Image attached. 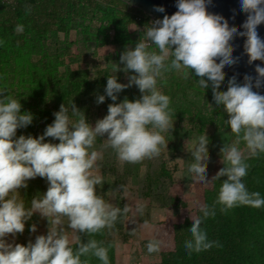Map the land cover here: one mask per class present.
Listing matches in <instances>:
<instances>
[{
  "label": "clouds",
  "instance_id": "clouds-1",
  "mask_svg": "<svg viewBox=\"0 0 264 264\" xmlns=\"http://www.w3.org/2000/svg\"><path fill=\"white\" fill-rule=\"evenodd\" d=\"M210 2L178 0L175 14L146 26L134 49L126 48L120 56L125 66L122 70L135 74L128 77V84L119 83L116 75L108 76L106 96L98 95L97 103L103 104L106 97L114 103L94 126L71 102L61 104L53 114V123L39 138L17 136L18 130L33 124L34 116L22 111L21 100L0 92V264H89L82 257L93 256L109 264V248L96 239L83 243L80 234L92 236L112 229L118 218L126 217L131 209L128 205L116 207L98 193L97 186L103 183L98 161L103 157L95 149L96 140L107 136L103 146L113 149L122 163H141L168 150L164 134L174 126L171 98L158 89L157 83L172 70L183 71L185 78L188 72L184 70H194L199 77L197 84L204 90L211 83L215 103L226 111V123L235 136L221 148L224 167L211 180L207 134L200 135L187 148L194 160L188 167L193 181L207 186L223 177L227 179L222 181L213 206H201L203 217L191 216V239L185 241V249L191 254L219 246L218 241L208 240L201 227L204 219L216 215V205L221 206V212L237 206L264 207L261 193L249 192L242 182L249 169L246 161L264 153V95L254 90L264 86V67L257 65V77L246 75L243 85L233 76L228 89L219 90L225 80V67L238 61L231 44L237 35L246 37L244 48L249 64L264 61V39L258 32L264 24V0H241V10L247 14L244 31L230 27L223 16L210 14ZM23 31L24 25L17 24L15 32ZM132 86L139 89L141 98L116 103L117 94ZM49 138L59 143L45 142ZM37 177L46 179L47 191L37 193L26 205L21 190L28 189L29 182ZM120 187L126 195L127 189ZM136 211L143 213V206L138 204ZM37 214L47 220V234L35 236L34 242L29 240L26 246L17 243L16 238ZM143 227L150 226L145 222ZM28 230L36 233L37 225L32 223ZM73 244L77 247L73 248ZM160 248L161 241L157 239L147 244L150 254Z\"/></svg>",
  "mask_w": 264,
  "mask_h": 264
},
{
  "label": "rangeland",
  "instance_id": "rangeland-1",
  "mask_svg": "<svg viewBox=\"0 0 264 264\" xmlns=\"http://www.w3.org/2000/svg\"><path fill=\"white\" fill-rule=\"evenodd\" d=\"M98 22L96 18L81 20L70 30L69 39L60 50L58 71L62 76L58 83L49 73V68L53 67V48L32 51L29 47L15 52L7 47L6 53L0 55V74L5 81L3 85L6 88L5 93L16 96L15 92L10 91V84L24 91L15 97L18 100H21L22 96L28 97L35 89L43 91L42 94L29 98L28 102L29 106H36L37 111H41L40 114L34 118L29 128L18 130L17 136L31 135L39 138L43 135L46 127L55 119L53 114L59 111L61 106L56 104L53 96L63 88L72 91V98L64 103L68 105L74 102L85 113L91 125L94 126L97 120L108 114V106L114 102L106 97L103 104H98L97 96H106L108 76L116 75L119 83H129L128 77L135 73H125L122 70L125 66L120 63V56L126 48L134 49L141 38L139 39L136 34L127 33L124 29H118L113 33L112 27H101L97 25ZM60 37L64 39L63 34ZM11 57L14 60V73L23 72L24 76L9 81L7 76L11 71L8 61ZM184 71L188 72V78H185L183 71L172 70L165 73L164 78L157 83L158 89L171 98L170 108L174 126L171 131L164 134L169 142L168 150L163 151L159 157L145 159L141 163H122L113 149L103 146L107 136L98 137L96 140L95 149L100 151L103 157L98 161L103 175V183L97 186L98 193L104 195V198L116 207L123 209L128 205L131 209L126 217L118 218L112 229L106 228L107 239L114 243L117 264L159 262L163 242L160 251L151 254L147 250V244L152 239L161 241L158 226L164 224L169 215H179V210L173 207L172 197L175 193L181 192L188 207L193 209L197 191L209 186L193 181L192 174L188 171L189 165L194 162L187 150L192 142L200 135L207 134L210 141L208 177L211 180L217 165L221 162V148L225 143H231L235 139L226 123L228 119L226 111L215 103L211 83L209 82V87L204 90L198 86L199 77L195 75L194 70L192 73L190 69ZM37 73L44 77L42 84L35 79ZM95 80L94 87L88 89L79 87L83 83ZM227 89L221 85L219 90ZM117 95L116 103H120L125 98L131 101L140 99L142 93L136 86H132ZM29 106L26 104L22 111L31 113L32 108ZM222 114L225 115L224 121ZM45 142L58 143L51 138ZM259 157L264 165V153L259 154ZM121 185L127 189L126 195ZM47 188L46 179L37 177L31 180L28 189L21 190L26 205H30L31 198L37 193H45ZM138 204L143 206V213L136 211ZM145 222L149 228L143 227ZM32 223L37 225L36 233L28 230ZM47 230V220L41 219L37 214L26 225L25 232L16 238V242L20 244H27L29 240L34 242L35 236L46 235ZM9 240L11 241V237Z\"/></svg>",
  "mask_w": 264,
  "mask_h": 264
},
{
  "label": "trees",
  "instance_id": "trees-1",
  "mask_svg": "<svg viewBox=\"0 0 264 264\" xmlns=\"http://www.w3.org/2000/svg\"><path fill=\"white\" fill-rule=\"evenodd\" d=\"M27 9H30V12ZM90 18L98 19L97 25L101 27H112L113 33L118 29H124L127 33L138 35L139 39L143 36L146 26H150L149 15L122 0H15L11 5H0V55L6 53L7 47L15 52L29 47L32 51L53 48V67L49 68V73L58 83L62 76L58 71L60 50L64 48L70 30L77 22ZM17 24L24 25V31L20 34L15 32ZM61 34L64 35V39H61ZM12 58L8 61L11 71L7 76L9 81L24 76L23 72L14 73ZM35 79L39 84L44 82L42 74H38ZM4 83L0 74V92H6ZM95 85L96 80L83 83L79 87L88 89ZM10 91L15 92V97L24 92L12 84ZM42 92L35 89L28 97L22 96L23 108L26 104L29 106V98ZM10 95L14 97L13 94ZM70 98L72 91L66 88L53 96L57 105L64 104ZM29 107L32 108L31 113L36 118L41 111H37L36 106ZM222 117L224 121L225 115L222 114ZM246 163L249 164L248 174L242 182L249 192L258 191L264 198V165L259 155L248 159ZM223 167V163L220 162L213 177ZM225 179L227 177L197 191L193 209L188 207L181 192L175 193L171 200L173 207L179 210V215H169L167 221L158 226L163 247L159 262L151 264H264V207L257 209L237 206L227 212H221V206L216 205V215L204 219L201 227L206 231L208 240L218 241L219 246L214 245L210 250L191 252V254L185 249V241L191 239L188 230L192 226L191 216L203 217L201 206L207 205L210 208L213 206L220 185ZM89 239L102 241L103 246L109 248V264H117L114 243L107 239L106 229L92 236L80 234L81 242L87 243ZM76 247L77 245L73 244V248ZM84 259H88L89 264H102L94 256L82 257V260Z\"/></svg>",
  "mask_w": 264,
  "mask_h": 264
},
{
  "label": "water",
  "instance_id": "water-1",
  "mask_svg": "<svg viewBox=\"0 0 264 264\" xmlns=\"http://www.w3.org/2000/svg\"><path fill=\"white\" fill-rule=\"evenodd\" d=\"M131 6L141 9L145 14L153 16L157 20H162L164 16H171L178 11V0H122ZM164 8V12L156 11L157 8ZM208 12L210 14H216L223 16L229 23L230 27L234 26L244 31L242 25L247 19V14L241 10V0H211L208 4ZM258 32L262 39H264V24H261L258 28ZM245 41L246 37L237 35L231 44L235 51L233 55L238 58L235 65L226 66L224 69L225 80L222 85L228 88L229 80L235 76L237 83L243 85L245 83L244 77L246 75L257 77L255 68L257 65L264 67V61H256L253 64H249V57L245 53ZM219 62V60H217ZM259 94L264 95V86L255 88Z\"/></svg>",
  "mask_w": 264,
  "mask_h": 264
},
{
  "label": "built area",
  "instance_id": "built-area-1",
  "mask_svg": "<svg viewBox=\"0 0 264 264\" xmlns=\"http://www.w3.org/2000/svg\"><path fill=\"white\" fill-rule=\"evenodd\" d=\"M15 0H0V5H11ZM150 16V15H149ZM157 20L153 16H150V25L153 21Z\"/></svg>",
  "mask_w": 264,
  "mask_h": 264
}]
</instances>
